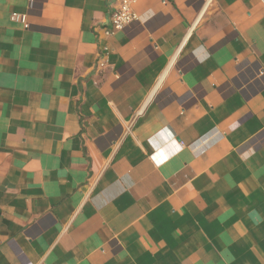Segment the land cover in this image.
<instances>
[{
	"label": "crops",
	"instance_id": "crops-1",
	"mask_svg": "<svg viewBox=\"0 0 264 264\" xmlns=\"http://www.w3.org/2000/svg\"><path fill=\"white\" fill-rule=\"evenodd\" d=\"M116 4L0 0V264H264V0Z\"/></svg>",
	"mask_w": 264,
	"mask_h": 264
},
{
	"label": "built area",
	"instance_id": "built-area-1",
	"mask_svg": "<svg viewBox=\"0 0 264 264\" xmlns=\"http://www.w3.org/2000/svg\"><path fill=\"white\" fill-rule=\"evenodd\" d=\"M137 0H117L116 7L110 14V29H104V33L110 35L115 30H124L128 26L139 20V15L135 12L133 6ZM10 18L19 20L25 28L29 26L24 15L11 13Z\"/></svg>",
	"mask_w": 264,
	"mask_h": 264
}]
</instances>
